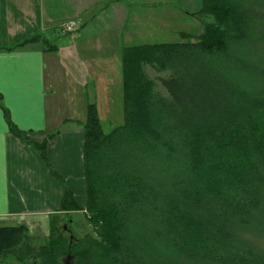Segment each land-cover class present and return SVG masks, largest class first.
<instances>
[{
  "label": "trees",
  "instance_id": "trees-1",
  "mask_svg": "<svg viewBox=\"0 0 264 264\" xmlns=\"http://www.w3.org/2000/svg\"><path fill=\"white\" fill-rule=\"evenodd\" d=\"M191 14L210 17L200 35L122 48L123 124L105 132L92 102L82 124L95 236L67 240L51 221L30 264H264V0H201ZM144 64L165 72V94ZM56 177L60 211L77 210ZM25 226L0 227L1 256L30 260Z\"/></svg>",
  "mask_w": 264,
  "mask_h": 264
},
{
  "label": "crops",
  "instance_id": "crops-1",
  "mask_svg": "<svg viewBox=\"0 0 264 264\" xmlns=\"http://www.w3.org/2000/svg\"><path fill=\"white\" fill-rule=\"evenodd\" d=\"M182 1L187 15L201 5ZM155 2L0 0V221L21 220L4 226H28V217L61 212L56 176L77 203L85 199L86 105L112 102L115 88L122 97L119 56L153 35ZM71 18L78 27L65 33L60 24ZM139 23L147 28L134 27ZM42 142L45 159L33 145Z\"/></svg>",
  "mask_w": 264,
  "mask_h": 264
},
{
  "label": "rangeland",
  "instance_id": "rangeland-1",
  "mask_svg": "<svg viewBox=\"0 0 264 264\" xmlns=\"http://www.w3.org/2000/svg\"><path fill=\"white\" fill-rule=\"evenodd\" d=\"M182 0H156L153 8L149 9V13L154 11L152 14L154 22L151 26H153V35H149L147 38L141 37L136 44H159V43H168V42H182L186 41L184 34L185 32L190 33L193 36L200 35L203 32V20H209V16H200L197 14H188L180 9V6L183 7ZM153 9V10H151ZM141 12H145L141 9H138ZM189 10V9H188ZM195 12V11H194ZM140 18H143L140 15ZM139 18V19H140ZM152 20L151 16L148 17ZM165 20L166 23H161L160 21ZM160 22V24H158ZM139 30L146 29L145 24L139 23L134 26ZM143 31V30H142ZM120 58V56H119ZM121 60V59H120ZM119 60V61H120ZM121 67V61H120ZM144 73L151 79L156 82V89L165 94L163 88L158 85V77L160 75H164L165 72H155L153 67L149 64H144ZM119 88H115L113 95H117V97L113 99L112 102H106L99 104L100 112V121L102 123L103 130L108 132L113 127L123 124L124 121V111H123V103L121 93L119 92ZM63 129V127L61 128ZM59 181V180H58ZM60 184V182H59ZM79 204V208L77 210H71L68 212L61 211L59 213L43 215V216H34L26 218V222L28 224V235L29 239L27 240V244L35 250L31 251V258L27 260V262L21 263L18 262L13 256H1L0 255V264H30L34 259V255H36V250L43 245H47L50 243L49 237L51 236L52 227L50 226L53 222L56 223L54 226L58 227L60 233L64 236V238L71 239H82L85 235L91 234L93 237L95 234L93 233L89 219H91V214L86 212L85 210V200H82V203ZM13 219V218H12ZM14 220L21 222L19 217L13 219V221L1 220L0 227L4 226V224H17ZM53 221V222H51ZM51 222V223H50ZM264 245V244H263ZM74 260L71 258L70 260L67 258V255L62 258L63 264H73Z\"/></svg>",
  "mask_w": 264,
  "mask_h": 264
},
{
  "label": "built area",
  "instance_id": "built-area-1",
  "mask_svg": "<svg viewBox=\"0 0 264 264\" xmlns=\"http://www.w3.org/2000/svg\"><path fill=\"white\" fill-rule=\"evenodd\" d=\"M77 24H79V20L75 18H71L66 20L65 22H62L60 26L63 32L73 33L78 27Z\"/></svg>",
  "mask_w": 264,
  "mask_h": 264
}]
</instances>
